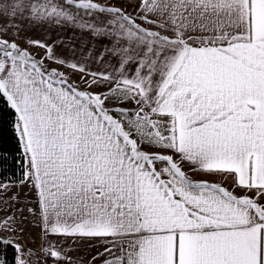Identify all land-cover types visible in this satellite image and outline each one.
Listing matches in <instances>:
<instances>
[{
    "label": "snow or ice",
    "instance_id": "obj_1",
    "mask_svg": "<svg viewBox=\"0 0 264 264\" xmlns=\"http://www.w3.org/2000/svg\"><path fill=\"white\" fill-rule=\"evenodd\" d=\"M0 114V169L10 115L32 193L0 230L102 247L87 264H264V0H0Z\"/></svg>",
    "mask_w": 264,
    "mask_h": 264
},
{
    "label": "rangeland",
    "instance_id": "obj_2",
    "mask_svg": "<svg viewBox=\"0 0 264 264\" xmlns=\"http://www.w3.org/2000/svg\"><path fill=\"white\" fill-rule=\"evenodd\" d=\"M119 6L123 7L124 5L121 4ZM30 51L34 54L39 53V55L37 56L38 59L40 58V56L44 55L41 49L30 48ZM45 63H47V61H45ZM51 66L57 67V65L55 64ZM62 71H65L66 73L68 72L66 67L62 69ZM69 76L71 81L77 83L80 82L79 76L72 75L71 73H69ZM80 86L83 87V84H81ZM92 90L98 91L99 89ZM122 106L127 108L135 107L134 104H124ZM184 168L185 170H188L185 166ZM215 179H218V177H216ZM219 179L221 180V178ZM224 182V186L231 189V184H227V181ZM6 183L11 184L12 187L8 191H4L2 188H0V218L11 216L16 211V209L20 207L25 208V216H27V202L32 199V193L29 192L28 185L25 184L21 186L19 182ZM2 184L4 183H0V185ZM237 193H239V189H237ZM17 196L22 203L17 204L15 203L14 199H11ZM16 215L19 216V213H16ZM0 236L6 239H11L13 241V244H19L21 246L19 256L25 261V264H54L53 259L47 257L41 251V249L47 247L50 242H46L42 239L40 229L38 227H34L32 223L26 221L25 226L22 228V230H18L16 232L0 230ZM52 245H56V247H58L61 245V243ZM64 251L68 252L73 257L79 256L83 258L85 264H87L91 257L97 252H102L103 248L99 246H88L82 248L79 245L73 246L71 242V244L69 245H64ZM96 264H101V261L97 260Z\"/></svg>",
    "mask_w": 264,
    "mask_h": 264
},
{
    "label": "crops",
    "instance_id": "obj_3",
    "mask_svg": "<svg viewBox=\"0 0 264 264\" xmlns=\"http://www.w3.org/2000/svg\"><path fill=\"white\" fill-rule=\"evenodd\" d=\"M21 35H27L32 37V39L34 40H41L44 41L46 43H51L53 40L56 41V52L63 54V55H67L68 54V49L69 47L76 45L77 47L80 46L81 44V37L79 35V33L74 32L71 28H66L63 30L60 29H56V30H46V29H40V28H35L32 29L31 31L27 32V33H21ZM8 39H12V37H8ZM61 41H63V43H61ZM21 44H23V41H19ZM27 46V45H25ZM39 49V48H36ZM42 50V49H41ZM43 51V50H42ZM85 59H87V57H85ZM92 69L94 70H98V71H103L104 69L96 63H93L91 65ZM188 170L185 171H189V167L187 164L184 165ZM194 179H209V180H214V181H221L218 176H203L199 173L197 174H192ZM216 177H218V179H215ZM225 183V182H223ZM230 183L227 181V184ZM42 239L45 240L46 242H50L51 244H59L61 243L60 246H58L57 248L66 245L71 244L70 241H65L63 240L61 237H57V236H49L47 237V239H45L43 237V235L41 234ZM63 243V244H62ZM77 245H79L80 247L84 248V247H88V246H93V243L84 241V242H78ZM56 246V245H54Z\"/></svg>",
    "mask_w": 264,
    "mask_h": 264
},
{
    "label": "trees",
    "instance_id": "obj_4",
    "mask_svg": "<svg viewBox=\"0 0 264 264\" xmlns=\"http://www.w3.org/2000/svg\"><path fill=\"white\" fill-rule=\"evenodd\" d=\"M2 115V114H0ZM12 117L10 115L3 116V128H4V143L5 147L10 149L11 154L9 155L8 163L0 169V183L6 182H19L23 174L22 157L19 151H16V142L12 137L9 122ZM13 157H15V163H13ZM3 256L7 261V264H15L16 253L13 246H9L3 250Z\"/></svg>",
    "mask_w": 264,
    "mask_h": 264
}]
</instances>
